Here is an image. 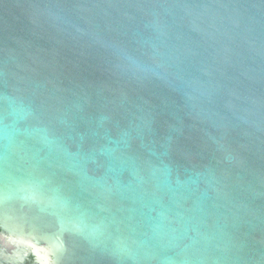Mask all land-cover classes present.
Here are the masks:
<instances>
[{
  "label": "water",
  "instance_id": "water-1",
  "mask_svg": "<svg viewBox=\"0 0 264 264\" xmlns=\"http://www.w3.org/2000/svg\"><path fill=\"white\" fill-rule=\"evenodd\" d=\"M0 264H264V0H0Z\"/></svg>",
  "mask_w": 264,
  "mask_h": 264
},
{
  "label": "flooded vegetation",
  "instance_id": "flooded-vegetation-1",
  "mask_svg": "<svg viewBox=\"0 0 264 264\" xmlns=\"http://www.w3.org/2000/svg\"><path fill=\"white\" fill-rule=\"evenodd\" d=\"M0 244H3L4 245V243H3V240H2V237L0 236ZM28 264H32V263H28Z\"/></svg>",
  "mask_w": 264,
  "mask_h": 264
}]
</instances>
